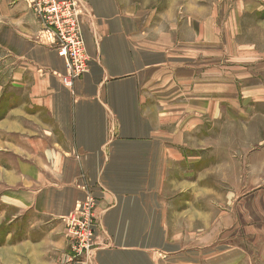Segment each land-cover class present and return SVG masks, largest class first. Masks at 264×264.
<instances>
[{
  "label": "crops",
  "instance_id": "obj_1",
  "mask_svg": "<svg viewBox=\"0 0 264 264\" xmlns=\"http://www.w3.org/2000/svg\"><path fill=\"white\" fill-rule=\"evenodd\" d=\"M78 1L90 70L70 90L39 18L0 0V225L51 232H9L1 263L66 264L63 220L91 196V264H241L237 204L256 177L237 137L247 119V149L264 148V49L230 43L239 17H209V0Z\"/></svg>",
  "mask_w": 264,
  "mask_h": 264
},
{
  "label": "rangeland",
  "instance_id": "obj_2",
  "mask_svg": "<svg viewBox=\"0 0 264 264\" xmlns=\"http://www.w3.org/2000/svg\"><path fill=\"white\" fill-rule=\"evenodd\" d=\"M213 4H217V6L215 7ZM208 6L209 17H212L211 13L215 8L219 10L218 13L221 14L222 17H239V21L236 23L232 22L233 26L228 29L230 37L235 35L232 40L230 37L227 39L230 43H238L239 46L244 48L255 46L257 49H264V0H209ZM238 26L239 28L237 29L236 27ZM227 35V32H225V37ZM243 51L246 52V50H241L240 53L241 60H243L240 63L241 71H243V69L249 71L251 62L248 60L251 55L243 53ZM243 57H247V61H244L245 58ZM256 57L263 58L264 56L263 53L258 52ZM241 75H243V72H241ZM240 119L239 135L237 137L239 140V158H241L239 173L246 176L249 173L254 174L256 177V188L254 190L251 189L250 192H248L247 182H241V195L243 192L245 194L244 196H241L238 200L239 203L237 204L239 205L237 207L239 210V228L236 231L237 237L234 239V242L241 248V257H243V262H241V264H264V148L256 144L257 147L255 150L247 149V140L254 137V135L247 133V119ZM257 127L259 129V127L263 126ZM233 137H235V134ZM262 137L264 138L263 134H257L256 140ZM224 141H232V133H228V135L225 133ZM226 152L231 153V150H225V153ZM252 153H255L254 159H250ZM249 159L250 164L248 165ZM58 224H60L58 221H54L52 225L56 227ZM43 225V223H38L35 228L39 229L33 231L32 236H30V234L27 235L29 230H27V233L25 234L24 223L22 222L17 225V229L15 230L13 227H8L6 223L1 224L0 248L7 243L9 232L13 233L10 240H16L17 242L24 238H31L33 242H38L44 238L43 234L45 233H48L49 237L51 232L44 229ZM51 238L57 240L56 242L58 243L63 236L53 234ZM65 238L68 241L66 253L69 257L71 253L70 244L66 235ZM56 247V245H53L51 241H49L44 248L55 252L57 251ZM68 257L66 263L68 262ZM0 264H2L1 258Z\"/></svg>",
  "mask_w": 264,
  "mask_h": 264
},
{
  "label": "built area",
  "instance_id": "obj_3",
  "mask_svg": "<svg viewBox=\"0 0 264 264\" xmlns=\"http://www.w3.org/2000/svg\"><path fill=\"white\" fill-rule=\"evenodd\" d=\"M39 18L44 30L52 37V46L65 61V73L60 77L63 86L72 89L76 80L89 70L81 31L82 11L78 0H25ZM96 203L88 196L84 203L63 222L71 253L66 264H91L97 242Z\"/></svg>",
  "mask_w": 264,
  "mask_h": 264
}]
</instances>
